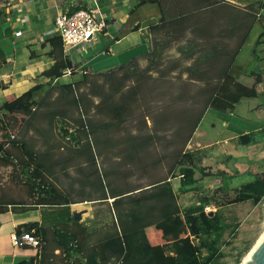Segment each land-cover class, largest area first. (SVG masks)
<instances>
[{
    "label": "trees",
    "instance_id": "obj_1",
    "mask_svg": "<svg viewBox=\"0 0 264 264\" xmlns=\"http://www.w3.org/2000/svg\"><path fill=\"white\" fill-rule=\"evenodd\" d=\"M144 4H155L159 9L158 21L149 26L151 32L163 34L169 42L190 38L187 45L179 46L181 58L190 63L182 65L173 61L169 65L170 73L180 66L183 69L179 74L180 90L176 95L170 94L168 101L151 105L157 100L159 89L155 92L156 88H162L169 81L166 71L153 75L161 71L164 52L162 41L156 37L151 40V50L146 54L148 63L144 67L133 57L126 64L107 70L79 71L82 76L74 81L35 83L20 96H8L2 106L6 112L0 122V130L5 131L0 138V165H12L13 159L17 160L14 169L22 168L31 203L67 210L64 219L58 218L52 225L30 222L21 226L28 231L34 229L43 245L37 257L18 264H55L59 253L72 259L71 264H218L222 256L220 242L226 224L218 208L223 204L218 202V194H229L230 176L225 170L206 173L204 167H199L203 177L220 175L223 184L212 188L198 185L194 174L201 157L188 148V143L208 109L233 112L243 97L259 95L257 84L262 82V73L250 70L248 74L255 77V84L249 86L239 81L231 68L264 4L256 8L230 0H138L137 6ZM263 36L264 31L257 39V46ZM49 41L52 46L49 54L54 62L42 74L54 80L61 78L68 67L78 65H73L64 51L59 35ZM154 82H158L156 86ZM165 87L176 86L169 81ZM40 91L42 95L34 99V94ZM151 95L154 99L149 100ZM58 118L74 125L73 131L64 129L77 144L72 152L90 163L86 182L100 194L86 200L111 202L115 220L95 240L92 237L97 231H91L81 218L71 216L69 205L78 200L53 181L52 170L57 163H51L49 151H38L28 141L10 135L3 124L6 120L12 126H25L28 130L37 129L40 120L47 119L53 124ZM133 119L136 131L126 128V123ZM257 128L240 130L239 143L251 145L261 141L263 129ZM121 131L125 132L118 159L121 166L128 162L146 167L144 161L149 160V151L155 147L156 140L167 138L173 162L166 174L159 176L157 172L144 171L149 181L133 185L129 178L135 171L119 166L121 169H104L101 173L97 164L100 147L121 144L108 139L109 133ZM149 162L155 167L161 157ZM177 169L180 176L176 174ZM175 177L180 178L177 189L172 185ZM194 190L200 191L196 202L182 206L179 194ZM234 191L235 196L225 201L260 202L264 197V174H253L252 180ZM26 203L0 194V212L9 205ZM213 206L215 210L208 211ZM235 262L239 264L241 258Z\"/></svg>",
    "mask_w": 264,
    "mask_h": 264
},
{
    "label": "rangeland",
    "instance_id": "obj_2",
    "mask_svg": "<svg viewBox=\"0 0 264 264\" xmlns=\"http://www.w3.org/2000/svg\"><path fill=\"white\" fill-rule=\"evenodd\" d=\"M230 1L241 6L254 5L256 8H260L261 5L264 4V0ZM262 13L263 15L255 22L250 36L231 68L232 73L235 75L240 74L241 72H248L252 69L264 73V61L256 57L257 54L263 52L261 47L264 49V36L263 41L258 46L261 53L257 52L256 55L253 53L257 49V39L264 31V11H262ZM135 15L137 18L141 17V26H144L147 31V29L150 30L149 26L158 21L159 9L155 4H146L138 7ZM143 36L145 47L136 51L138 52L137 54H141L140 57L137 58L144 57L147 52L151 50V40H154L156 37L162 41L161 46H164L162 66H160L161 71L158 73L155 72L153 75H161L162 72H168L167 79L176 87L167 89L165 86L169 84L168 81V83L164 84L162 88H156L155 92L159 89L156 96L157 100L152 97L153 94L151 95L152 98L149 100L154 99V102H152L151 105H154L157 101L166 102L168 101L170 94L176 95L180 90L179 86L181 85V79L179 78V74L182 73L183 69V66H180L174 72L170 73V71H168L169 65L173 61H177V63L182 65L190 63L188 60L181 58L182 55L179 52V46L187 45L188 39L190 38L186 37L181 41L173 40L172 42H169L167 37L164 38L163 34L149 31V47L146 35ZM94 44L96 45V43ZM80 47L81 46H79V48ZM90 47L91 46H88L87 50L92 52ZM75 50H77V48H75ZM83 51L85 50L83 49ZM106 60L107 58H98V60L95 61L96 69L94 72L99 71V64H105L104 61ZM130 60L131 58L126 60L123 64H126ZM160 62L161 60H159V63ZM139 63L144 67L147 65L148 60L145 59L144 61H139ZM159 78H162V76H159ZM69 80V77H65L61 79L60 82L66 83ZM241 80L245 83H249L251 79L249 76H244ZM157 83L158 82H154L155 86ZM258 92L259 95L257 97H243L235 106L233 112L223 113L208 109L198 127L196 134L197 138L193 135L188 143V148L194 150L196 154L201 157L194 174V178L198 180V185H208L212 188L216 187L218 184H223V178L220 175L215 177H203L199 167H204L206 173L208 171L218 173L220 170H225L230 176L227 181H229L231 191L229 194H224L223 192L218 194V202L223 203L218 208L223 216L224 223L226 224V230L220 242L222 256L220 257L218 264H236L235 261L238 257L241 258L242 262L248 250L264 231V197L258 203H254L253 201L228 203L225 201L226 199H231L235 196L234 189L237 186L252 180L253 174H264V138L255 144L242 145L239 143L238 137L230 133H237L240 130L251 131L255 130L256 127H258L257 129H263L264 133V80L258 85ZM39 94L41 95L42 92ZM74 115L76 116V114ZM6 120L3 124L7 126L10 135H16V138L28 141L38 149V151H49L51 155V163H57L52 170V179L60 189L69 192L73 199L76 201L78 200V202L84 201L86 198H95L100 194L95 186L86 182V173L90 167V163H88L86 158L78 157L72 152V149L77 146V144L74 140H70L69 134L64 132V129L66 128H68L69 131H73V124H68L61 118L56 119L57 121L55 120L53 124H51L46 119L37 122V129L33 127L27 130L25 126H22V128H20L19 125L12 126ZM134 121L135 120L133 119L126 123V128L128 130L136 131ZM226 125H230V127H227ZM4 133L5 131L0 130V138L3 137ZM124 133V131L119 133H109L110 138L108 139L109 141L117 140L118 142H121ZM104 139H107V136H105ZM93 142L96 144L95 141ZM166 143L167 138L156 140L155 147L149 151V160L144 161L147 163L144 168L138 165H132L128 162H125V166H121L118 163V159L121 156L120 149L124 146L122 142L121 144L109 143L106 147H100L101 154L97 156V164L100 171H102L101 173L104 172V169H107L106 171H113L114 168L121 169L120 167L126 171H135L134 175L129 178V181L133 185H138L139 183L145 184L149 181V178L144 171L157 172L159 176H164L169 170V167L173 162V157L169 154L172 147H168ZM9 147L8 144L7 148ZM15 152L19 154V151L15 150ZM158 157H161V162L158 163L157 166L153 167L152 164L149 165V161ZM15 164H17V160L14 158L12 165H0V194L4 193L6 197L15 200L31 202L33 200L28 196L26 191V177L22 173V168H18L17 170L14 169ZM179 173L180 170L177 169L176 174L180 176ZM174 182L178 188L180 178L175 177ZM199 194L200 191L195 190L184 194L180 193V204L182 206H187L195 203ZM110 203L111 202L108 200L105 201L98 199L89 200L84 205L80 204V206H76L80 209H90V216L86 218L85 223L91 231H97L92 237L93 240L97 239V237L101 236L105 230L109 229L115 220ZM212 210H215L214 206L211 210L208 209V211ZM66 211L67 210L63 208L51 209L52 215H54L55 218H61V220L66 216L64 215ZM85 212L86 211H81V220H83ZM22 249L32 255V257H37L40 248L26 246L22 247ZM71 260L72 259L66 258L63 253H59L54 259V262L55 264H71ZM241 262L239 264H241Z\"/></svg>",
    "mask_w": 264,
    "mask_h": 264
},
{
    "label": "crops",
    "instance_id": "obj_3",
    "mask_svg": "<svg viewBox=\"0 0 264 264\" xmlns=\"http://www.w3.org/2000/svg\"><path fill=\"white\" fill-rule=\"evenodd\" d=\"M98 1L107 17V29L96 33L98 39L96 45L94 43L92 45L87 44L91 46L92 52L87 49L85 51L71 49L68 52L74 64L90 72L95 71V61L101 57L107 58V60L104 61L105 64H99V71L122 65L130 58L140 57L141 54H137L136 51L145 47L143 35H146L150 47L148 39L150 30L147 29L146 31L144 26H141V17L137 18L135 15L137 8L140 7L137 6L138 0ZM86 5L93 6L94 0H0V50L2 59L0 65V121L5 116L6 109L2 106L7 101L8 96H20L39 82H56L65 77H69L70 80L67 82H70L81 78V72L62 76L59 79L54 78V80H50L42 73L54 62L53 57L49 54L52 48L49 39L57 35L54 25L57 13L65 9L74 10ZM258 46L253 52L255 55L260 52ZM261 49L263 52L257 54L256 57L264 61V49L262 47ZM145 59L146 55L138 58L140 62ZM248 73L249 71L234 75L241 82H243L242 77L249 76L250 82L243 83L251 86L255 84V77ZM263 80L264 73H262ZM260 83L257 84V89ZM40 92L34 94V99H37ZM226 126L230 127V125ZM197 131L198 128L194 133L195 138H197ZM239 132L230 133L238 137ZM174 180L175 178L172 179V185L174 189H177ZM87 201H79L69 205L72 217H75L77 212L86 211L83 220H81L85 225L86 218L90 216V209H80L76 206L84 205ZM31 202L9 205L0 212V264H18L23 260L32 258V255L27 251H24L22 247L14 246L12 242V235L21 231L22 225L39 222L44 226H49L59 220L52 215L51 209H59L60 207L38 205Z\"/></svg>",
    "mask_w": 264,
    "mask_h": 264
},
{
    "label": "built area",
    "instance_id": "obj_4",
    "mask_svg": "<svg viewBox=\"0 0 264 264\" xmlns=\"http://www.w3.org/2000/svg\"><path fill=\"white\" fill-rule=\"evenodd\" d=\"M264 7L257 13L262 16ZM57 35L62 39L64 51L68 53L71 49L77 48L79 51L86 50L90 44L97 42V32H103L107 29V17L102 11L98 0H94L93 6L77 7L74 10L65 9L59 11L54 20ZM79 46H81L79 48ZM2 63L0 50V65ZM73 65H75L73 63ZM76 71H85L87 69L71 66L64 70L63 76L73 75ZM57 78V77H56ZM1 79V76H0ZM59 79V78H58ZM57 80V79H56ZM14 246L18 247H42V239L35 234V230L28 231L21 229L12 235Z\"/></svg>",
    "mask_w": 264,
    "mask_h": 264
},
{
    "label": "water",
    "instance_id": "obj_5",
    "mask_svg": "<svg viewBox=\"0 0 264 264\" xmlns=\"http://www.w3.org/2000/svg\"><path fill=\"white\" fill-rule=\"evenodd\" d=\"M76 218L81 217V213H75ZM245 264H264V242L258 247V249L253 253L252 259Z\"/></svg>",
    "mask_w": 264,
    "mask_h": 264
},
{
    "label": "bare ground",
    "instance_id": "obj_6",
    "mask_svg": "<svg viewBox=\"0 0 264 264\" xmlns=\"http://www.w3.org/2000/svg\"><path fill=\"white\" fill-rule=\"evenodd\" d=\"M264 242V231L260 234L256 242L252 245V247L248 250L246 255L243 258L241 264H245L246 262L252 259L253 253L260 247V245Z\"/></svg>",
    "mask_w": 264,
    "mask_h": 264
}]
</instances>
